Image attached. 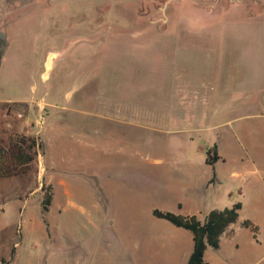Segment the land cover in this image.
Segmentation results:
<instances>
[{"label":"rangeland","instance_id":"rangeland-1","mask_svg":"<svg viewBox=\"0 0 264 264\" xmlns=\"http://www.w3.org/2000/svg\"><path fill=\"white\" fill-rule=\"evenodd\" d=\"M254 1L0 0V144L36 141L28 172L0 177V264H178L149 243L176 227L153 210L188 198L259 226L209 246L213 264H264Z\"/></svg>","mask_w":264,"mask_h":264},{"label":"trees","instance_id":"trees-1","mask_svg":"<svg viewBox=\"0 0 264 264\" xmlns=\"http://www.w3.org/2000/svg\"><path fill=\"white\" fill-rule=\"evenodd\" d=\"M36 146V141L30 139L27 134H15L11 138L9 147L0 144V177L15 176L25 174L29 170V163L34 156L31 151ZM220 156L216 149L207 158L209 163H215ZM216 178L214 172L212 181ZM50 189V186H48ZM47 187V188H48ZM46 188V189H47ZM43 190L44 186H43ZM53 201V192L46 191L42 200V209L44 212L49 211ZM243 208L242 202H236L231 207L223 209L210 210L204 220L199 219L196 215H183L172 211H162L154 209L153 213L158 218H163L176 226L189 229L193 232L194 249L186 264H211L205 259V251L208 246L215 249L220 248L221 236L227 228L236 223L240 218V211ZM243 226L254 231L255 236L259 230L253 220L246 218L242 221ZM15 248L11 251L14 254Z\"/></svg>","mask_w":264,"mask_h":264},{"label":"crops","instance_id":"crops-1","mask_svg":"<svg viewBox=\"0 0 264 264\" xmlns=\"http://www.w3.org/2000/svg\"><path fill=\"white\" fill-rule=\"evenodd\" d=\"M9 45H10V43L8 44V46ZM212 178L210 180H206L207 181L206 186H208L211 182H213ZM103 198H104L105 202L108 200V199H106L105 194H103ZM54 200H55V193H54L53 201ZM178 208H179L178 211H177L178 213L183 214V215H196L201 220H204L206 214L210 210L213 209V208H208L207 209L205 207V205L200 200L191 199V198H188L186 203L178 202ZM161 219H163V218H161ZM239 221H240L239 224H237V222L231 224L227 228V230L223 233V235L221 236L220 248L223 245V241L224 240H227L228 243H230L231 241L234 240V237L236 235V230L237 229L245 227V226L242 225L241 218H239L238 222ZM174 226H176V225H174ZM168 228L171 230V233H170L169 236H167V241L164 244H162L164 242L163 239H159L158 242H157V240H152L151 242L149 241V243L151 245L155 246L156 249L159 250L160 252L161 251L169 252L171 261L172 260H176V261H178V264H186L188 259H189V257H190V255H191V253L193 252V249H194L193 232L191 230H189V229H186V228H183V227H179V226H176V227L169 226ZM236 245H238V244H236ZM135 246H136L135 249H136V254H137L138 247H139L138 243H135ZM220 248H218L217 250H219ZM209 253H210V251H209V246H208L206 251H205V259L207 261H209L211 264H213L209 260V256H208ZM173 262H175V261L170 262V264L171 263L173 264Z\"/></svg>","mask_w":264,"mask_h":264},{"label":"flooded vegetation","instance_id":"flooded-vegetation-1","mask_svg":"<svg viewBox=\"0 0 264 264\" xmlns=\"http://www.w3.org/2000/svg\"><path fill=\"white\" fill-rule=\"evenodd\" d=\"M240 4L244 5L246 13H250L252 11V7L254 4V0H238ZM257 4L260 2L256 1ZM5 44V34L0 32V50L3 48Z\"/></svg>","mask_w":264,"mask_h":264}]
</instances>
